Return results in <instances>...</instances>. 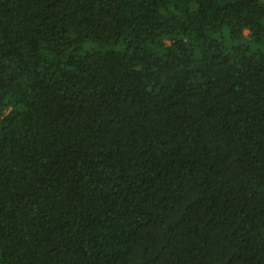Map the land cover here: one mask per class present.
<instances>
[{"label":"trees","instance_id":"obj_1","mask_svg":"<svg viewBox=\"0 0 264 264\" xmlns=\"http://www.w3.org/2000/svg\"><path fill=\"white\" fill-rule=\"evenodd\" d=\"M0 264H264V0H0Z\"/></svg>","mask_w":264,"mask_h":264},{"label":"rangeland","instance_id":"obj_2","mask_svg":"<svg viewBox=\"0 0 264 264\" xmlns=\"http://www.w3.org/2000/svg\"><path fill=\"white\" fill-rule=\"evenodd\" d=\"M246 32L248 33L249 31L247 30Z\"/></svg>","mask_w":264,"mask_h":264}]
</instances>
